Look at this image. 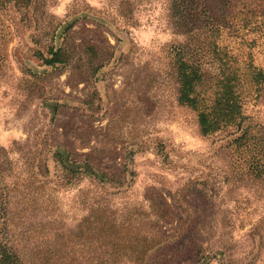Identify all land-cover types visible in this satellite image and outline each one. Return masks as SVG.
Here are the masks:
<instances>
[{
    "label": "rangeland",
    "instance_id": "rangeland-1",
    "mask_svg": "<svg viewBox=\"0 0 264 264\" xmlns=\"http://www.w3.org/2000/svg\"><path fill=\"white\" fill-rule=\"evenodd\" d=\"M261 10L0 0V240L18 264H264ZM179 60L206 103L229 85L240 130L200 133L198 110L178 102Z\"/></svg>",
    "mask_w": 264,
    "mask_h": 264
},
{
    "label": "trees",
    "instance_id": "trees-1",
    "mask_svg": "<svg viewBox=\"0 0 264 264\" xmlns=\"http://www.w3.org/2000/svg\"><path fill=\"white\" fill-rule=\"evenodd\" d=\"M178 1V0H177ZM184 0H179V3H183ZM259 15L263 20L264 25V10H261ZM62 55L61 50L57 49L56 51H50V57L48 59H42L45 65H53L60 63L59 56ZM178 102L182 105L189 106L193 109H197V125L200 133L209 134L217 131L219 128L225 127L229 124L237 122L235 125L237 126V130H240V122L243 120L241 117L240 106L234 101L233 93L231 88L226 82L221 85V91L218 94H215L214 98L209 102L203 98H198L196 93L194 92V88L196 84L200 80V76L198 74V69L195 65L189 64L184 60L178 61ZM255 76H260V71H256ZM248 131V127L244 128L241 131V134L234 139L235 143H239V145L244 144L246 132ZM64 171V177L67 179L75 174H81L79 170L68 169L66 167H62ZM264 170L257 169V173L261 174ZM109 221H106V226L108 230L114 231L115 227L113 225H109ZM0 233H3L1 236L6 235L5 228L0 230ZM112 239L114 241V245H120L122 241H124V237L122 233L114 231L111 233ZM145 238H142V243L140 248L142 251H149L152 247L157 244V240L146 242ZM159 240V239H158ZM0 264H18V261L13 256V251L10 248V244L7 243L5 238L0 240ZM51 264H58L56 260ZM72 264V263H69ZM112 264H117V262L113 261ZM132 264H136V261L132 262Z\"/></svg>",
    "mask_w": 264,
    "mask_h": 264
}]
</instances>
